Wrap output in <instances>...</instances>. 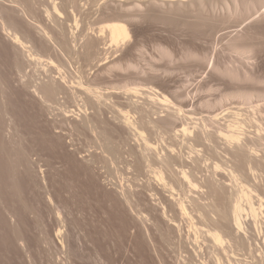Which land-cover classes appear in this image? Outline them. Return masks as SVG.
I'll return each instance as SVG.
<instances>
[{"label": "rangeland", "instance_id": "1", "mask_svg": "<svg viewBox=\"0 0 264 264\" xmlns=\"http://www.w3.org/2000/svg\"><path fill=\"white\" fill-rule=\"evenodd\" d=\"M59 1L63 15L50 17L48 0H0V264H264L263 172L240 177L260 211L242 202L243 229L227 236L215 226L209 185L233 205L238 188L223 155L233 149L214 139L212 156L201 139L237 119L242 142L264 157V0ZM116 19L129 37L112 46L100 27ZM89 38L97 49L84 59ZM42 82L63 85L60 108L42 101ZM78 84L105 98L91 106ZM150 88L169 102L149 98ZM185 125L190 137L175 134ZM171 154L190 187L173 179L182 161L164 170L160 159ZM217 232L225 242L214 241Z\"/></svg>", "mask_w": 264, "mask_h": 264}, {"label": "bare ground", "instance_id": "2", "mask_svg": "<svg viewBox=\"0 0 264 264\" xmlns=\"http://www.w3.org/2000/svg\"><path fill=\"white\" fill-rule=\"evenodd\" d=\"M40 1V0H39ZM46 1V0H45ZM59 0H48V2H50L51 3V5H52V9H49L48 10V8H50V4H49V6L47 7V5L45 6V12H46V14L47 15H50V17H52L51 16V14H54L55 13V15H57L58 17H60V15L62 14L63 15V13H61L60 14V1L58 2ZM63 1H65V0H63ZM66 1H68V2H71V3H76L77 2V0H66ZM164 1H174V0H164ZM176 1V0H175ZM179 1H186V0H179ZM205 2V0L203 1V0H197V2ZM210 2H211V0H209ZM212 1H214V0H212ZM216 1V0H215ZM222 1H224V2H226V0H222ZM222 1H220V2H222ZM37 2V1H36ZM82 2V1H81ZM80 2V3H81ZM193 2H196V1H193ZM44 3H46V2H44ZM64 2H62V4H63ZM181 3V2H180ZM38 4H39V2H38ZM61 4V5H62ZM65 4V3H64ZM77 4V3H76ZM201 4V3H200ZM42 6H44V5H42ZM77 6V5H76ZM65 7V6H64ZM104 7V6H103ZM120 7V6H119ZM73 8V7H72ZM121 8H122V6H121ZM120 8V9H121ZM127 9V8H126ZM133 8H131L130 10H132ZM28 10V9H27ZM47 10V11H46ZM102 10V9H101ZM105 10H107V9H105ZM29 11V10H28ZM108 11V10H107ZM125 11H127V10H125ZM82 12V11H81ZM117 12V11H116ZM136 13V12H135ZM112 14H115V13H112ZM61 15V16H62ZM66 15V14H65ZM56 16V17H57ZM122 16V15H121ZM129 16V15H128ZM138 16V15H137ZM49 17V16H48ZM49 17V18H50ZM118 17V16H117ZM136 17V16H135ZM95 18V17H94ZM120 18V17H119ZM118 18V19H119ZM57 19V18H56ZM60 19V18H59ZM117 20V19H116ZM112 20L113 22H104L103 24H102V26L100 27V32L103 34L104 32H107V34H108V38H109V40H108V43H110L109 45H116V44H119V42L121 41H123L124 39H126V38H128L129 37V32H128V30H127V25L123 22L122 23V21L121 20ZM91 29V28H90ZM91 30H93V29H91ZM100 32H99V34H100ZM84 35V34H83ZM86 36H89V35H86ZM21 38V37H20ZM92 38V37H91ZM86 39V38H85ZM90 39V38H89ZM15 40L16 41H18V43L22 46V47H24V48H27V46L24 44V42H22L20 39H19V36H15ZM23 40V39H22ZM82 41H83V39H82ZM85 41V40H84ZM26 42V41H25ZM17 43V42H16ZM84 43V42H83ZM27 44V43H26ZM99 45V44H98ZM104 45H107V43H105ZM96 46H97V43H96V41L95 40H93V39H90V40H87L86 41V43H84V52L82 53V55L84 54L85 55V58L84 59H86V58H88V59H90V57H92V52H93V50H96L97 48H96ZM102 46V45H101ZM111 47V46H110ZM23 48V49H24ZM30 48V47H29ZM82 48V47H81ZM22 49V50H23ZM83 49V48H82ZM26 50H28V49H26ZM29 51V50H28ZM29 53V52H28ZM29 55H30V53H29ZM82 55H80L81 57H82ZM83 55V56H84ZM31 56H33V54L31 53V55H30V57ZM94 56H96L95 54H94ZM29 57V56H28ZM31 58H34L36 61H40V64H41V62L43 61L44 62V59H42V57H40V56H35V57H31ZM92 59V58H91ZM49 61V63L51 64V65H54L55 66V64H54V61H52V60H50V59H48ZM34 61V60H33ZM46 62V61H45ZM43 65V64H42ZM48 82H50V81H48ZM81 83H82V81H80ZM80 82H77V83H80ZM95 82V81H94ZM29 83V82H28ZM43 84H44V82H42ZM97 83V82H96ZM37 84V83H36ZM35 84V85H36ZM30 85V84H29ZM41 86H42V84H40ZM28 86V85H27ZM63 86V85H62ZM61 85H60V83H55V82H51V83H48V84H44L41 88H39V94H40V98H42V101L44 100L46 103L45 104H48L47 102H49V103H51L52 105H56L58 108H60V92H61V90L63 89V87H62ZM66 86V85H65ZM78 86H80V88L83 90V93L85 94L84 96H86V98L88 97V99L87 100H89V102L91 103L90 105L91 106H93V107H95V105H97V104H99V103H101L102 102V99H104L105 98V95L103 94V93H101V90L100 89H97V88H94V87H92V86H85V85H83V84H78ZM94 86V85H93ZM97 86V85H96ZM99 86V85H98ZM26 87V86H25ZM30 86H28V88H29ZM32 87V86H31ZM33 87H35V86H33ZM40 87V86H39ZM73 87V86H72ZM71 88V87H70ZM77 88V87H76ZM32 89V88H31ZM38 89V88H37ZM81 89H80V91H81ZM71 90V89H70ZM79 90V89H78ZM129 91L131 90V89H128ZM37 91V90H36ZM37 91V92H38ZM69 91V90H68ZM140 88H134V89H132V92H135V93H140ZM143 91H145L144 89H143ZM150 93L149 94H152L151 96H149V98H151V99H153V100H155V102L157 101V102H160V103H166V102H169V99L165 96V95H163V94H161L160 92H158L156 89H151L150 88ZM82 92V91H81ZM131 92V91H130ZM36 93V92H35ZM71 93V92H70ZM142 93V92H141ZM134 94V93H133ZM139 95V94H138ZM148 95V94H147ZM65 96V95H64ZM108 96V95H107ZM148 97V96H147ZM243 97V96H242ZM247 97V96H246ZM250 97V96H249ZM85 97H84V99H86ZM246 99V100H245ZM252 99V98H251ZM106 100H108V99H106ZM244 100L246 101L245 103H246V105H247V103L249 104V107L248 108H250V107H258L259 106V104H255V105H253V103H251L250 104V99L249 98H245L244 97ZM154 102V101H153ZM171 103V102H170ZM242 103H244V102H242ZM218 105H219V103H218ZM253 105V106H252ZM264 105V104H263ZM176 106V105H175ZM56 107V108H57ZM92 107V108H93ZM242 107V106H241ZM91 108V109H92ZM175 108V107H174ZM177 108V107H176ZM222 108H223V106H222ZM49 109V108H48ZM94 109V108H93ZM252 109V108H251ZM250 110V109H249ZM50 111V110H49ZM95 111H97V110H95ZM98 111H99V109H98ZM97 111V112H98ZM175 111V110H174ZM183 111L184 110H182V109H180V108H177L176 109V113H182L183 114ZM253 111V110H252ZM255 111V110H254ZM171 112V111H170ZM173 113V114H176V113ZM219 112V111H218ZM230 112V111H229ZM99 113V112H98ZM215 113V112H214ZM231 113V112H230ZM59 114V113H58ZM170 114V113H169ZM168 114V115H169ZM187 114V113H186ZM191 114H193V112L191 113ZM234 114V113H233ZM237 114V113H236ZM185 115V114H184ZM211 115V114H210ZM217 115V114H216ZM215 115V116H216ZM57 116V115H56ZM171 116V115H170ZM207 116H209V115H207ZM218 116V115H217ZM227 116H228V114H227ZM226 116V117H227ZM233 116H235V115H233ZM232 116V117H233ZM239 116V115H238ZM189 117V116H188ZM192 117V116H191ZM211 117H213V116H211ZM55 118V117H54ZM53 118V119H54ZM57 118V117H56ZM125 118L126 119H128L126 116H125ZM174 118V117H173ZM224 118V117H223ZM222 118V119H223ZM235 118V117H234ZM237 118V117H236ZM121 119V118H120ZM189 119V118H188ZM191 119V118H190ZM189 119V120H190ZM212 119V118H211ZM214 119H216V118H214ZM214 119H212V120H214ZM218 120H220L221 121V119H219V118H217ZM225 119V118H224ZM227 119V118H226ZM229 119H231L232 120V118H229ZM229 119H227V120H229ZM58 120V119H57ZM171 120V119H170ZM193 120V119H192ZM206 120H208V119H206ZM212 120H210V121H212ZM130 121V119H128V120H126L125 122H126V124H128V126H129V124L131 125L133 122H129ZM238 120L236 119H234L233 121H226V123L227 122H229L228 124H226V126H223L222 127V125H221V127L219 128V126L218 125H220L219 124V121H218V125H215L218 129L215 131V129L214 128H212L211 126H210V128H212V129H214V131H212V133L213 132H216L215 133V135H213L212 133H210L209 131H207L206 129V131H207V133H205L204 135H203V137H202V133L200 134L201 135V139L203 140V142H206V144L208 145V144H211L210 146H212L211 148H210V151H208L209 153L211 152V153H213L212 154V156L214 155H216V156H219V153H218V149H219V145H215L216 144V142H214V141H221V140H224L225 142H223V144L224 145H226V144H228V149H229V147H231L230 149H233V150H231V152L229 153V151H227V149L225 150V153H223V155H225V154H227V155H229L230 156V163H232V165H231V167H230V171H229V173H228V175L227 176H229L230 175V177H232V179H233V181L235 180V183L237 184V186H236V184H235V186H236V188H238V189H236V190H234V191H236L237 192V195L235 196V194L233 193V191L231 192V194L233 193V195H234V197H236L235 198V200L234 199H232V201L234 202V203H229V204H233V205H227L226 203L227 202H225V199H224V195H225V190H224V194H223V187L222 188H219V187H217V186H215V185H212V184H210L209 186H210V188H211V190L209 191V193H210V198L211 197H213V200H211L212 201V203L214 202V205L212 204V207L211 208H213V212L214 213H216L215 214V216L217 215V220L215 221V219H214V221L216 222L215 224H213V225H215V226H217L218 228H220L219 230H221L222 229V231H225V233L227 234V236L228 235H233V233L232 232H234L235 230H238V231H241V229H243L242 227H243V222L244 221H242V218H243V215H244V212H245V210H247V208H248V212H250V213H252L253 215H258V213L257 212H259V211H257L259 208H255V205H254V203H252L251 202V196L245 191V188H244V185H241V183L242 182H239L240 180L242 181V179L244 178H247V177H251V176H247V174H244V173H248V175L250 174V175H252V176H255V174L257 175L258 173V175L259 176H261L262 174V172H263V174H264V157L262 156L261 157V155H260V159H257V157H256V159H255V153H258V152H256L255 151V148L251 145V143L249 142V140H248V142H242V140H244V139H241V135H240V133H239V127H241V125H240V121H238ZM55 122V121H54ZM128 122V123H127ZM150 122V121H149ZM222 122V121H221ZM223 122H225V121H223ZM88 123V122H87ZM90 123V122H89ZM88 123V124H89ZM212 123V122H211ZM54 124V123H53ZM58 124V123H57ZM134 124L135 123H133V126H134ZM151 124V123H150ZM149 124V125H150ZM191 124V123H190ZM224 124V123H223ZM242 124V123H241ZM153 125V124H152ZM211 125V124H210ZM238 125H239V127H238ZM259 126V125H258ZM257 126V127H258ZM153 127V126H152ZM155 127H157V125H155ZM153 128V129H156V128ZM159 127V126H158ZM157 127V128H158ZM215 127V128H216ZM88 128V127H87ZM90 128V127H89ZM162 128H163V126H162ZM205 128V127H204ZM239 128V129H238ZM192 129V128H191ZM191 129H189L188 127H186V125H185V127L183 126L182 127V129L181 130H177L176 132H175V134H177L178 135V133H182L184 136H185V138H188V136L190 137L192 134H193V132H192V130ZM258 129V128H257ZM158 130V129H157ZM161 130V129H160ZM163 131H164V128L162 129ZM161 130V131H162ZM205 130H203L204 132H205ZM210 130V129H209ZM239 130V131H238ZM262 130H264V129H262ZM175 131V130H174ZM196 131V130H195ZM256 131H258L259 132V130H256ZM261 131V130H260ZM165 132V131H164ZM197 132H201V131H197ZM241 132V131H240ZM262 132V131H261ZM264 132V131H263ZM172 133V132H171ZM197 134V133H196ZM258 134V133H257ZM260 134H262V133H260ZM260 134H258L259 135V137H261L260 136ZM182 135V136H183ZM195 135V134H194ZM194 135H193V137L192 138H194ZM198 135V134H197ZM255 135V134H254ZM101 136H102V134H101ZM173 136V135H172ZM181 136V135H180ZM196 136V135H195ZM256 136V135H255ZM263 136V135H262ZM177 137V136H176ZM175 137V138H176ZM215 137V138H214ZM258 137V138H259ZM185 138H184V140H185ZM197 138H199V135L197 136ZM258 138H256L257 140H258ZM261 138H263V137H261ZM260 138V139H261ZM214 139H216V140H214ZM246 139H248L247 137H246ZM246 139H245V141H246ZM250 139V138H249ZM109 140V139H108ZM193 140V139H192ZM195 140H197L196 138H195ZM200 140V139H199ZM256 140V141H257ZM261 140H263L264 141V139H261ZM261 140L259 141V142H257V143H260L261 142ZM111 141V140H110ZM254 141V140H253ZM256 141H255V143H256ZM107 143H109V141H106ZM198 142V141H197ZM251 142H252V140H251ZM106 143V146H107V152L108 151H111V150H113L114 151V149L112 148V144L110 145V143H109V145ZM214 143V144H213ZM220 142H217V144H219ZM206 144H204V145H206ZM213 144V145H212ZM223 144L221 145L222 147V149L224 150V146H223ZM254 144V143H253ZM260 144H262V143H260ZM105 145V144H104ZM258 145V144H257ZM263 145V144H262ZM261 145V146H262ZM202 146V145H201ZM209 146V145H208ZM254 146L255 147H257L255 144H254ZM204 148H206L205 146H203ZM233 147V148H232ZM264 147V146H263ZM106 148V147H105ZM209 148V147H208ZM226 148V147H225ZM259 148V147H258ZM262 148V147H261ZM260 149V148H259ZM207 150V149H206ZM116 151V150H115ZM173 151V150H172ZM112 152V151H111ZM174 152H175V150H174ZM173 152V153H174ZM207 152V151H206ZM207 152V153H208ZM221 152V151H220ZM255 152V153H254ZM264 152V151H263ZM115 153V152H114ZM177 153V152H176ZM179 153V152H178ZM260 153H261V151H260ZM259 153V154H260ZM158 155H159V153H158ZM177 155V154H176ZM209 155V154H208ZM222 155V154H221ZM160 156V155H159ZM159 156H157L158 158H160ZM180 156H181V153H180ZM211 156V155H210ZM211 156V157H212ZM256 156H258L257 154H256ZM168 158L167 159H165L164 160V158L163 159H160L161 160V163L165 166V167H167L166 169H164L165 171L167 170V169H169L170 170V168L172 169L173 168V166L175 167V165H177V167H178V164H177V159L181 162L182 161V159H184V158H182V156H181V160H180V157L178 158L177 156H175V154H174V156H173V154H171L170 156H167ZM205 157L206 156H204L203 158L205 159ZM224 157V156H223ZM226 157V156H225ZM259 157V156H258ZM221 158V157H220ZM188 159H189V157H188ZM211 159V158H210ZM209 159V160H210ZM217 159H218V157H217ZM222 159V158H221ZM220 159V160H221ZM227 159V158H226ZM160 160H158V161H160ZM208 160V159H207ZM213 160H216V157H214V159ZM224 160H225V158H224ZM228 160V159H227ZM177 161V162H176ZM186 161V160H185ZM212 161V160H211ZM226 161V160H225ZM183 162V161H182ZM181 162V163H182ZM215 162H217V160L215 161ZM227 162V161H226ZM218 163V162H217ZM135 164H136V162H135ZM216 168H218V166H216L214 163H212ZM181 165V164H180ZM179 165V166H180ZM185 163L183 162L182 163V165H181V169H179V171H178V173L176 174V175H178L176 178H173V176H172V178L174 179V180H178V177L179 178H181L179 181H178V183L180 182V181H184L185 183H187L188 185H189V187H190V185H192V180H191V174H189L190 172H187L186 170H185ZM227 165V164H226ZM138 166V165H137ZM136 166V167H137ZM162 166V165H161ZM140 167V166H139ZM163 167V166H162ZM186 167H187V164H186ZM222 167V166H221ZM220 167V168H221ZM227 167V166H226ZM225 167V169L227 170V168ZM229 167V166H228ZM180 168V167H179ZM184 168V169H183ZM175 169V168H174ZM174 169H172L170 172L172 173V171L174 170ZM178 169V168H177ZM224 168H223V170H225ZM168 170V171H169ZM215 170V169H214ZM216 171V170H215ZM73 172V171H72ZM175 172V171H174ZM213 174V173H212ZM215 174V173H214ZM226 174V173H225ZM175 175V174H174ZM215 175H217V174H215ZM243 175H246L247 177H243ZM257 175V176H258ZM212 176V175H211ZM243 177L242 179L240 178V177ZM213 177V176H212ZM255 178H257V177H255ZM262 178H263V176H262ZM159 179H163L162 177L161 178H159ZM172 179V180H173ZM243 179V180H244ZM248 179V178H247ZM251 179V178H250ZM258 179V178H257ZM228 180V179H227ZM249 180V179H248ZM248 180H247V182H248ZM255 180V179H254ZM165 181V180H164ZM213 181V180H212ZM231 181V180H230ZM250 181V180H249ZM161 182H163V181H161ZM214 182V181H213ZM216 182V181H215ZM214 182V183H215ZM245 182V181H244ZM250 182H252V181H250ZM171 182H169V184H170ZM184 183V184H185ZM207 183V182H206ZM209 183V182H208ZM217 183V182H216ZM225 183V182H224ZM249 183V182H248ZM66 184V183H65ZM67 184H68V182H67ZM172 184V183H171ZM180 184H181V182H180ZM243 184V183H242ZM247 184V183H246ZM161 185V184H160ZM162 185H163V183H162ZM164 185L166 186V182L164 183ZM186 185V184H185ZM207 185V184H206ZM234 185V184H233ZM56 186V185H55ZM69 186V185H68ZM169 186V185H168ZM232 186V185H231ZM229 187V186H228ZM60 188V187H59ZM164 188V187H163ZM165 188H167V187H165ZM169 188V187H168ZM173 188V187H172ZM171 188V189H172ZM234 188V187H233ZM64 189V188H63ZM170 189V188H169ZM250 189V188H249ZM208 190H209V188H208ZM238 190V191H237ZM171 191V190H170ZM249 191V190H248ZM250 191H252V190H250ZM75 192V191H74ZM252 192H254V191H252ZM251 193V192H250ZM74 194H76V193H74ZM170 194V193H169ZM87 195V194H86ZM255 195V194H254ZM169 196H171V195H169ZM227 196V195H226ZM226 196H225V198H226ZM232 196V195H231ZM15 197V196H14ZM66 197V196H65ZM79 197V196H78ZM230 197V196H229ZM229 197L227 196V198L229 199ZM180 198V197H179ZM67 199V198H66ZM83 199V198H82ZM177 199V198H176ZM63 200V199H62ZM129 200V199H128ZM127 200V201H128ZM171 200V199H170ZM230 200H231V197H230ZM258 200V199H257ZM70 201V200H69ZM131 201V200H130ZM182 201V200H181ZM245 201V203L248 205V207L245 209V207H244V205L242 204V202H244ZM133 202V201H132ZM136 202V201H135ZM178 202V201H177ZM177 202H176V204H177ZM62 203H63V201H62ZM73 203V202H72ZM83 203V202H82ZM130 204V203H129ZM184 203H183V201L182 202H179L177 205H178V207H179V210H181V212H183V213H186V209H185V206L183 205ZM245 204V205H246ZM66 205V204H65ZM84 205H86V204H84ZM136 205V204H135ZM138 205V204H137ZM172 205V204H171ZM130 206V205H129ZM174 206H175V204H174ZM85 207V206H84ZM87 207V206H86ZM260 207H262V203H261V205H260ZM88 208V207H87ZM83 209V208H82ZM245 209V210H244ZM212 212V213H213ZM263 214V213H262ZM253 218L255 217L256 218V216H252ZM257 219V218H256ZM209 221H211V219L209 220ZM259 221V220H258ZM263 221H264V219H263ZM259 223V222H258ZM261 223V222H260ZM248 224V223H247ZM255 224V223H254ZM262 224V223H261ZM258 224H256L255 226H257ZM263 226V225H262ZM217 228V229H218ZM247 228V227H246ZM252 228V227H251ZM253 228H254V226H253ZM253 228H252V231H253ZM257 228V227H256ZM258 229V228H257ZM262 229V228H261ZM250 230V229H249ZM248 229H247V231H249ZM255 230V229H254ZM259 231V230H258ZM220 232V231H219ZM59 233V232H58ZM242 233V232H241ZM247 233V232H246ZM258 233H260V232H258ZM223 234H224V232H223ZM225 234V235H226ZM244 234V233H243ZM252 234V233H251ZM256 234V233H255ZM255 234H254V236H255ZM249 235H250V231H249ZM213 238H214V241H216L217 243H222V242H225L223 239L224 238H222V236L217 232V233H214V234H212L211 235ZM224 236V235H223ZM237 237L235 238V237H233L234 238V240L232 241L235 245H240V247H241V245L243 246V244L241 243V238L240 239H238V235H236ZM245 236V235H244ZM247 236V235H246ZM252 236H253V234H252ZM253 236V237H254ZM262 236V235H261ZM228 238V237H227ZM231 238H232V236H231ZM230 237H229V239H231ZM232 238V239H233ZM249 238V237H248ZM231 239V240H232ZM238 239V240H237ZM247 239V238H246ZM247 241H249V239H247ZM247 241H246V243H247ZM243 242V241H242ZM229 243V242H228ZM233 243H231L232 244V246L234 247V245H233ZM230 244V243H229ZM230 244V245H231ZM245 245V244H244ZM236 247V246H235ZM246 247V246H245Z\"/></svg>", "mask_w": 264, "mask_h": 264}]
</instances>
